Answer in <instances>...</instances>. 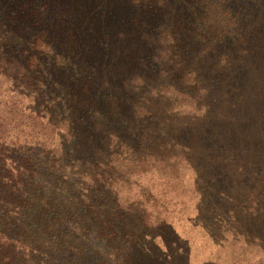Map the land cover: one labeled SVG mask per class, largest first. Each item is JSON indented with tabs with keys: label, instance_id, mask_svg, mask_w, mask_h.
<instances>
[{
	"label": "rangeland",
	"instance_id": "obj_1",
	"mask_svg": "<svg viewBox=\"0 0 264 264\" xmlns=\"http://www.w3.org/2000/svg\"><path fill=\"white\" fill-rule=\"evenodd\" d=\"M11 1L0 22H41L45 64L81 75L93 88L83 102L112 122L133 115L143 142H115L107 176L134 220L164 224L155 252L174 264H264V0ZM13 76L0 70V131L61 144L64 128L10 94L22 90Z\"/></svg>",
	"mask_w": 264,
	"mask_h": 264
},
{
	"label": "trees",
	"instance_id": "obj_2",
	"mask_svg": "<svg viewBox=\"0 0 264 264\" xmlns=\"http://www.w3.org/2000/svg\"><path fill=\"white\" fill-rule=\"evenodd\" d=\"M5 1L0 0V9ZM41 25L0 22V70L13 72L12 83L21 81V92L11 95L31 98L40 111L37 118L66 134L52 148L14 143L0 131V264H174L177 255L161 258L153 248L155 231L164 224L134 220L118 203L107 176L106 151L115 142L127 147L129 140L143 142V133L131 128L133 115L125 123L112 122L110 114L83 102L93 88L82 87L81 75L73 76L70 69L63 78L57 72H67L66 67L45 64L48 37L40 35ZM20 27L24 35L17 32ZM45 99L50 108L44 107ZM171 234L174 242L166 245L176 250L180 239Z\"/></svg>",
	"mask_w": 264,
	"mask_h": 264
}]
</instances>
